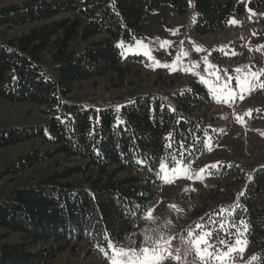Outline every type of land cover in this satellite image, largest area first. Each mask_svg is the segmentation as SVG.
<instances>
[{
    "label": "trees",
    "instance_id": "1",
    "mask_svg": "<svg viewBox=\"0 0 264 264\" xmlns=\"http://www.w3.org/2000/svg\"><path fill=\"white\" fill-rule=\"evenodd\" d=\"M250 2L257 5L264 0ZM167 3L181 15L193 12L198 34L216 33L229 26L233 0H28L0 9V28L74 13L0 41V99L49 106L44 124L0 129V148L31 139L57 146L53 152L21 156L0 172V178L58 153L67 159L87 160L83 168L55 171L15 190L10 197L0 198V226L7 233L23 235L21 244L0 246V264H51L69 246L75 250L81 242L100 251L97 244L102 243V235H111L117 247L143 215L135 211L136 206L143 209L156 202L163 182L160 174L156 175L161 164L172 168L170 161L175 157V167L189 165L205 150L209 125L191 114L192 109L212 99L201 82L191 80L173 103L153 93L133 97L119 109L85 106L66 98L75 82L109 72L123 76L128 70L121 66L128 61L124 43L143 34L146 13ZM45 53L50 54L49 63L44 61ZM93 167L96 173L89 174ZM110 168L129 173L116 178ZM73 174H84V181H70ZM208 175L221 181L200 191L198 216L215 228L210 220H232L235 209L233 222L239 227L245 219L250 229L245 233L239 227L240 244L251 248L253 264H264V166L246 177L242 166L224 162L210 167ZM128 209L134 210L133 217L125 215ZM229 231L236 233L237 229ZM3 239L5 236H0V243ZM40 243L47 246L37 251L26 246ZM102 246L110 256L112 251L106 244Z\"/></svg>",
    "mask_w": 264,
    "mask_h": 264
},
{
    "label": "rangeland",
    "instance_id": "2",
    "mask_svg": "<svg viewBox=\"0 0 264 264\" xmlns=\"http://www.w3.org/2000/svg\"><path fill=\"white\" fill-rule=\"evenodd\" d=\"M26 1L0 0V9L22 5ZM250 1L233 0L229 26L204 35L194 31L193 12L181 15L172 4H164L146 13L141 36L124 43L123 54L128 61L121 66L128 70L123 76L119 72H109L72 85V90L66 96L69 101L85 106H113L119 109L133 97L149 93L173 103L176 102V94L188 89L191 80L201 82L209 88L212 99L192 109L191 114L207 122L208 137L205 150L192 164L183 166L180 163L174 172L166 166L159 168L163 182L153 205V214H143L110 256L106 257L104 252L91 249L89 243L81 242L75 250L69 246L51 264H96L103 260L111 264V259H115L117 264H124L122 257L126 253H121L119 249L138 248L142 239L148 236L169 242V250L173 254L177 248L182 253L188 246V237L183 230L203 217L197 214L200 191L221 181L209 177L211 165L217 162L237 163L242 166L246 177L256 167L264 165V2L256 5ZM73 14L62 13L17 27L2 26L0 41L18 37ZM49 60L50 54L45 53L44 61L49 63ZM48 110L49 106L45 105L0 99V129L44 124L49 116L46 113ZM56 148V145L39 139L2 147L0 172L29 152H53ZM86 161L67 159L58 153L18 174H6L0 178V198L10 197L15 190L35 184L55 171L83 168ZM109 170L116 178H123L129 173L120 172L118 168ZM96 171L97 168L93 167L89 174ZM70 181L83 182L84 174H73ZM0 236H5L0 246L23 242L22 234L7 233L1 226ZM26 246L30 251H37L47 245ZM234 248L236 251L231 256L221 255L220 260L224 264H253L249 246L239 244ZM139 259L143 260L144 257ZM161 264L219 262L215 259L202 260L190 253L178 261L163 259Z\"/></svg>",
    "mask_w": 264,
    "mask_h": 264
},
{
    "label": "snow or ice",
    "instance_id": "3",
    "mask_svg": "<svg viewBox=\"0 0 264 264\" xmlns=\"http://www.w3.org/2000/svg\"><path fill=\"white\" fill-rule=\"evenodd\" d=\"M233 23H236L233 21ZM167 66V65H165ZM239 71V69H237ZM239 85V79L237 80ZM243 99V96L240 97ZM120 123H123L121 121ZM171 136V134H170ZM171 145H165V147H170ZM180 147H184V143H180ZM181 159H183V154H180ZM140 161H138L139 163ZM173 167L170 171H175L176 159L173 157L172 161ZM217 164L211 165V167H217ZM164 168V165L161 164V169ZM203 171V170H202ZM159 176V173H156ZM195 190V189H193ZM243 191L240 193L242 196ZM143 195V194H141ZM151 209V210H149ZM247 211V209H244ZM135 211H140L142 214L151 216L154 212V208L152 205H149L147 208H141V206H136ZM125 215L129 217L134 216V210L128 209L125 210ZM217 215L222 216V213H217ZM138 218V217H134ZM235 220V209L232 211V220L224 221V220H210L211 224L216 225L215 228L208 227V223L204 222V218L201 217V220L198 222H194L190 224L186 229H184V233L188 237V246L181 250L179 248L176 249L175 254L169 250V242H164L162 238H157L156 236H148L142 239L141 244L138 248L134 249H119L121 253H126L125 257H122L124 260V264H161L163 259H175L180 260L182 258H186L190 253H194L197 258L202 260H211L215 259L219 262V264H224L223 260H220L221 255L231 256L236 249L234 245H238L241 243V240L237 237L240 235L239 227L244 228V232L247 233L250 231L248 227V222L245 219H241L239 222V227L233 221ZM229 229H237L236 233L229 231ZM104 232H107V229H104ZM223 237V238H221ZM175 239V237H172ZM102 243H98L97 247L100 248L101 252H104L105 256L108 257V252H105V247L102 244H106L109 252H111L115 247V243L113 242L111 235H102L101 237ZM183 242V237H181ZM245 244L247 241L244 242ZM201 245L203 247H201ZM239 251H243L240 249ZM140 257H144L143 260L139 259ZM111 264H117L115 259H111Z\"/></svg>",
    "mask_w": 264,
    "mask_h": 264
}]
</instances>
